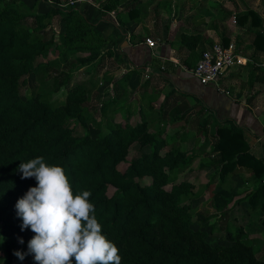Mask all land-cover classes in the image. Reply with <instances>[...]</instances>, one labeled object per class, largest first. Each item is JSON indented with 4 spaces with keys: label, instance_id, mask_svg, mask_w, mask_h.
<instances>
[{
    "label": "trees",
    "instance_id": "16d2710c",
    "mask_svg": "<svg viewBox=\"0 0 264 264\" xmlns=\"http://www.w3.org/2000/svg\"><path fill=\"white\" fill-rule=\"evenodd\" d=\"M103 1L100 20L115 23L106 16L122 0ZM141 1L131 0L125 11L131 17L138 14ZM58 2L0 0V237L8 264H35L27 254L34 233L21 231L15 204L36 185L35 178L21 179L18 165L36 157L61 166L74 193L91 192L102 234L118 247L121 264H264L259 251L264 239L252 238L243 227L233 235L226 232L235 237L230 244L215 245L208 237L219 222L211 231L203 229L205 223L194 227V206L215 197L227 176L245 171L253 185L244 199L252 213L261 210L264 230V158L252 153L244 129L232 120H219L214 110L203 120L201 113L209 108L200 102L185 109L186 94L176 90L162 94L161 101V93L154 92L144 105L142 98H134L135 124L130 119L133 111L127 109L132 99L121 104L123 95L118 94L96 102L100 81L111 78L96 76L78 84L71 80L79 67H104L106 39L75 7L51 6ZM55 17L62 24L58 33ZM237 18L242 27L252 18L253 45L264 52L260 16L248 10ZM223 45L228 47L229 40ZM60 65V71L54 69ZM256 69L253 81L264 83V67ZM40 75L43 80L31 87ZM130 77L131 72L119 79L115 91H125ZM197 106L201 110L191 113ZM181 122L184 131L171 135L169 128ZM187 139L193 142L189 149ZM203 157L208 161L202 162ZM205 172L213 173L202 183ZM15 251L25 253L24 260Z\"/></svg>",
    "mask_w": 264,
    "mask_h": 264
},
{
    "label": "crops",
    "instance_id": "0c3cea01",
    "mask_svg": "<svg viewBox=\"0 0 264 264\" xmlns=\"http://www.w3.org/2000/svg\"><path fill=\"white\" fill-rule=\"evenodd\" d=\"M147 1L143 0L138 4L147 6ZM154 1L152 0V5L147 10L136 6L138 14L132 15L133 17L130 16L129 10L125 11L131 0L125 5L122 2L118 8L106 14V17L115 20V23L100 20L103 13L100 9L89 10L87 14L83 13L82 8L76 9L83 13L94 25V29L101 32L106 39L103 50L106 53V63L104 62V72L99 77L106 75L111 78L107 83L114 91L116 82L131 72L129 82L137 76L140 80H145L143 82L150 80L149 84L156 83L164 86L163 89L182 92L186 94L187 101L192 100L195 105L201 102L209 110H214L219 120H232L243 128L249 138L252 153L258 158H264V94H257L260 90L258 85L264 86V83L251 80L252 91H247L245 97L239 82L241 78L236 76L235 69L223 76L217 85L207 86L202 85L187 71L188 66H196L199 63L204 51L210 49L214 43H224L225 40H229V45H241L247 50L251 48L254 55L259 57V61H255L248 55L237 53L248 60V68L264 67L260 60L264 58V52L256 51L253 45L254 33L249 31L252 18L243 27L238 23L237 17L244 11L239 10L243 4L242 0L229 2V5L233 6L229 9L231 12L221 7V0H184L182 14L175 15L174 11L168 18H154L151 14L152 8L163 2L175 7L174 1L177 0H158V3ZM199 1H202L203 8L200 7ZM189 5L192 6L191 12ZM46 8L50 9L51 6L47 5ZM248 10L252 9L245 11ZM256 13L262 20V27L258 30L264 32V14L258 11ZM191 36L197 37V40ZM149 39L156 43L155 47L147 44ZM191 43H194L193 53L189 50ZM250 58L253 59L252 62Z\"/></svg>",
    "mask_w": 264,
    "mask_h": 264
},
{
    "label": "rangeland",
    "instance_id": "374dc122",
    "mask_svg": "<svg viewBox=\"0 0 264 264\" xmlns=\"http://www.w3.org/2000/svg\"><path fill=\"white\" fill-rule=\"evenodd\" d=\"M23 1L26 4H28V2H29V0H23ZM128 1H130V0H122L124 5L127 4ZM65 2H66V0H59L58 3H53V5H51V6L52 7L56 6V7L62 9L61 5L63 6L65 4ZM155 2L158 3L159 1L155 0L154 3ZM229 2L234 3V2H236V0H221L220 4H221V7H225L226 10H228V12H231V11H229V9L232 8L233 6L229 5V4H231ZM242 3L243 4L241 5V7L239 6L240 11L244 10L243 12H245V10H247V9H252V10L254 9L256 12L258 11L259 13L264 14V0H242ZM174 4L177 7L176 6L173 7L172 4H167V3L163 2L159 6L153 7L151 14L154 18L155 17H160V18H162V17L166 18L167 17L168 18L169 16H171V14L174 13V11H176L175 15L182 14L181 10L183 9L184 0L174 1ZM199 4H200V7L202 6V8H203L202 1H199ZM103 5H104L103 0H83L82 3H79V5L75 6V9L82 8L84 10L83 13L86 12V14H87L89 10L101 9L103 7ZM151 5H152V0L147 1V6L146 5L141 6V5L137 4L138 7H142L145 10H147L148 7H150ZM189 6L191 9L192 6L191 5H189ZM218 6H220V5H218ZM185 8H186V5H185ZM225 8H223V9H225ZM191 11H192V9L189 12H191ZM223 14L224 13L222 10V15ZM78 21L81 22L80 18L78 19ZM53 25H54L56 32L58 33L62 27V24L59 23L58 17L54 18ZM217 43H221V42H217ZM221 44L223 45V43H221ZM234 51L236 52V54L242 53L244 55H248V56L254 58L255 61L259 59V57H257V55H254L253 50L251 48L249 50H247L246 47H243V46L241 47V45H238V46H234ZM252 58H250L251 62L253 60ZM104 60H106L105 57H104ZM260 60H261V64L264 63V58L260 59ZM105 63H106V61H105ZM243 64L244 65H242V64L236 65L232 69H235L236 76L241 78V80L239 82H240L241 88L244 90L243 94L245 95V97H247V95H246L247 91H252V89H251L252 86L250 85V81L251 80L253 81L254 74H257L258 70L256 69V67H252V66L250 68H248L247 67L249 64L248 60L243 62ZM240 67H243V68L241 69ZM104 68L105 67H103V65L97 66V65H95V63L90 65L89 67H79L75 71V73L72 77L71 83L72 84L83 83V82L89 81L93 77H96V76L99 77V75L104 72V70H103ZM54 69L60 71L62 69V67L60 65V66H56ZM88 69H89V73H86ZM32 80H35L34 82H31V87H34L37 82L39 83L43 80V75H40L39 78L38 77L33 78ZM143 81H145V80H143V79L140 80L137 76H135V79L131 80L130 82H128L126 84L125 91H124V89L123 90L118 89L117 91H114V88L111 89V87H109L107 80L102 79L100 81L102 83V85H100V87L98 88V90L96 92V94H98V95H97L95 100H96V102L108 101V100L112 99L115 95H118V94L123 95V99L120 102L121 104H125L128 100L132 99V102H131L132 106L127 107V109L129 108L131 110V112L133 111V113H132L133 116L130 117V119H131V122L133 124H135L136 121L138 120V116H137V113H134V112L138 111V103H136L134 101L135 100L134 98H136V97L142 98L143 99V105H144L145 98L147 99L154 92L161 93L160 101L163 99L162 94L170 93L169 89H163L164 86L156 85V83H154V82H152L154 84H150V87H147L144 89L142 87L144 84ZM258 87L260 90L257 92V94L258 95L264 94V88H263L264 86L261 84V85H258ZM161 89H163V90H161ZM185 101H186L185 102V104H186L185 109H189L196 104L192 100H190V101L185 100ZM199 109L201 110V106H199V107L197 106V107L193 108L191 113L196 114L199 111ZM211 113L212 112L210 110L203 111L201 113V118L204 120L205 118H208L211 115ZM122 117H124V113L120 114V118H122ZM210 118H211V121H214V119L212 117H210ZM184 124L185 123H183V122L176 123L175 125H173L169 128V133L171 135H173L176 132H179V133L183 132L184 131V129H183ZM213 126L214 127L212 128L211 131H213V133H214V128H216V125H213ZM186 129H188V128H186ZM210 134H212V133H210ZM212 135H209L210 138ZM192 144H193V142L191 140H188L186 143V146H187L186 148L189 149L190 146H192ZM133 148H135V147H133ZM210 151H211V147L208 148L207 152H210ZM204 161L207 162L208 159L206 157H203L202 162H204ZM200 163H201V159L197 160L193 164V169H197L200 166ZM211 173H213V172H211ZM211 173L205 172V173L201 174V182L207 183L209 181V175ZM191 174L192 173H190V175ZM190 175H188V176L190 177ZM247 178H248V174L243 173V172H241V174L238 173L234 176H230V175L227 176L224 184L222 185L221 189L218 191V193L216 194L215 197H212V198L205 197V199H202L201 201H199L198 204H196L194 206V209L192 211L195 215L194 227L196 229H199V227L205 223L204 226L202 225L203 229L206 231H211L210 226L214 223L216 224V222H219V223H217V227L215 225V232L213 234H210L208 237V240L211 242L212 245H215L216 243L230 244L231 242H233L235 240V237L228 236L227 233H229L231 235L236 234L237 231L239 230V228H242V227L244 228L245 232L249 236H252V238L264 239V230L262 228V222H261V219L263 217L262 212L260 209H258L257 212L252 213L251 209H250L251 205L249 203V200L244 199L245 192L252 189V185H253L252 183H249L248 181H246ZM239 200H241L240 204H238ZM225 213H227V215L224 217ZM230 217H232V218H230ZM230 219L232 220L233 223L230 222ZM259 251L261 252L260 256L264 255V245L260 246ZM0 255L2 256V258L0 259V264H8L7 256L5 253V246H4L3 241H0ZM73 262H74V260H73Z\"/></svg>",
    "mask_w": 264,
    "mask_h": 264
},
{
    "label": "clouds",
    "instance_id": "9594fccd",
    "mask_svg": "<svg viewBox=\"0 0 264 264\" xmlns=\"http://www.w3.org/2000/svg\"><path fill=\"white\" fill-rule=\"evenodd\" d=\"M18 171L21 179L36 181L15 204L21 231L34 233L27 254L35 264H121L118 247L102 234L90 191L74 193L65 170L43 157L21 162ZM19 243H24L22 238ZM14 255L22 261L26 254Z\"/></svg>",
    "mask_w": 264,
    "mask_h": 264
},
{
    "label": "built area",
    "instance_id": "2783aa9c",
    "mask_svg": "<svg viewBox=\"0 0 264 264\" xmlns=\"http://www.w3.org/2000/svg\"><path fill=\"white\" fill-rule=\"evenodd\" d=\"M83 0H66L61 7H75ZM150 47H155L156 43L147 40ZM246 60L236 54L234 46L225 47L221 43H215L210 49L203 52L199 63L187 71L196 78L202 85H217L219 80L225 76L234 66L244 65ZM186 70V69H185Z\"/></svg>",
    "mask_w": 264,
    "mask_h": 264
}]
</instances>
